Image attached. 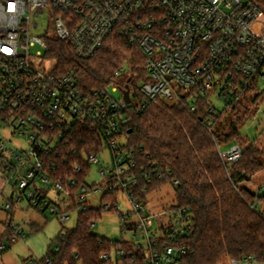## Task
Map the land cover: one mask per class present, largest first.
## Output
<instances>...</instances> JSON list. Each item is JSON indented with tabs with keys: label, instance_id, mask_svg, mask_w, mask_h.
Returning a JSON list of instances; mask_svg holds the SVG:
<instances>
[{
	"label": "built area",
	"instance_id": "built-area-1",
	"mask_svg": "<svg viewBox=\"0 0 264 264\" xmlns=\"http://www.w3.org/2000/svg\"><path fill=\"white\" fill-rule=\"evenodd\" d=\"M42 15H47L51 30L38 36L33 30ZM113 36L137 48L145 60L147 80L139 87L144 102L138 106L133 77L118 81L128 65L115 71L111 84L85 93L74 70L48 72L42 67L52 62L48 56L31 54L37 45L47 51L48 40L56 38L70 42L80 58L89 59ZM248 88H254L253 93L264 88V0H0V176L19 190L3 209L8 213L13 203L26 199L30 208L49 210L65 223L70 212L93 207L89 197L100 194V206L118 212L123 230L133 236L122 241L124 247L102 253L101 261L181 264L187 254L182 241L194 231L192 212L175 203L159 213L149 212L147 186L153 175H145L147 186L138 194L135 153L119 141L131 121L129 112H141L158 99L184 103L196 112L199 102L207 100L205 124L212 132L214 117ZM126 91L131 103L125 100ZM85 126L99 134L105 147L100 155L85 156L92 169L82 183L81 165L72 164L71 174L68 169L60 173L51 158L62 160L61 147L69 135ZM18 138L25 146L13 143ZM228 146L222 150L217 145L226 167L243 155L241 145ZM157 178L164 180L162 174ZM75 187L81 208L70 210ZM52 189L68 202L66 209L48 198ZM254 193L257 199L250 208L257 211L264 202V184ZM121 200L127 201L128 211L120 210ZM28 231L27 224L14 221L10 242L24 239ZM5 249L1 244L0 250ZM248 263L264 264L254 257L232 260Z\"/></svg>",
	"mask_w": 264,
	"mask_h": 264
},
{
	"label": "trees",
	"instance_id": "trees-1",
	"mask_svg": "<svg viewBox=\"0 0 264 264\" xmlns=\"http://www.w3.org/2000/svg\"><path fill=\"white\" fill-rule=\"evenodd\" d=\"M47 56L55 63L57 74L74 70L79 77V86L85 93L111 84L115 71L129 60V64H133L131 86L137 98L135 105L144 102L138 84L147 80L145 60L137 48L121 37L109 38L102 49L89 59L80 58L70 42L52 38L48 40ZM253 91L254 88L246 89L239 100L219 111L214 117L216 124L212 132L205 124L207 100L199 102L196 112L184 103L169 105L162 99L150 103L141 112H129L131 121L123 132L126 142L124 149L135 153L137 167L133 172L140 177L138 194L147 186L145 175H153V183L147 186L148 192L170 185L175 190V204L189 207L192 212L194 231L182 241L187 254L181 264H220L225 258L241 261L248 257L264 263V215L250 208L257 197L244 186L247 178L251 180L264 170V150L236 127L243 122L237 114L242 99L249 102ZM260 99V95H257L251 102L257 105ZM229 112L237 116L234 121L229 120L231 130L223 132L216 126ZM67 139L61 147V156L67 158L68 162L63 164V158L51 159L57 163L56 169L60 173L68 169V174H71L72 164L81 165L83 171L79 178L83 183L92 169L85 156L100 155L105 144L99 134L87 126L77 128ZM234 143L241 145L243 155L237 163L226 167L217 145ZM158 174H162L164 180H158ZM174 181L178 182L177 186H173ZM76 189L72 188L70 210L81 208L76 203ZM260 199L264 201V196ZM9 200L12 198L9 197ZM105 200L106 197L102 199ZM16 207L17 204L13 203L7 213L5 232L0 238V245L5 243L6 249L0 252L13 245L10 237ZM37 211L46 216L47 210L37 208ZM108 213L103 205L80 211L75 229L62 227L57 242L60 250L49 247L39 264H50V261L51 264H105L100 259L102 253L114 247H124L122 241H109L93 232L92 224ZM31 232H38V229L32 227ZM76 255L78 258H75Z\"/></svg>",
	"mask_w": 264,
	"mask_h": 264
},
{
	"label": "rangeland",
	"instance_id": "rangeland-1",
	"mask_svg": "<svg viewBox=\"0 0 264 264\" xmlns=\"http://www.w3.org/2000/svg\"><path fill=\"white\" fill-rule=\"evenodd\" d=\"M39 27L33 30V34L42 36L47 31L51 30L49 27V21L47 15H42L38 20ZM41 54L42 58H45L47 55V51L45 48L37 45L31 48L32 56H36L37 53ZM128 65L130 69L127 70L122 76L118 78V81L121 83H126L128 81L129 75L134 77V73L132 71L133 64H129V60L124 63ZM123 64V65H124ZM46 69V71L50 72L55 69V63L46 61L44 65H42ZM141 82L138 84V88L140 87ZM117 97L121 96V92L115 93ZM260 95L261 99L257 105L252 104L251 99L255 96ZM252 97V98H251ZM249 102H246L242 99V105L239 106L238 115L242 118V124L236 125L238 131L245 136L249 137V140L254 143L261 150H264V88H261L259 91L254 92L251 96ZM244 98V97H243ZM169 105H173L176 102L171 100H165ZM218 107L221 108V104H218ZM236 116H232L229 112L223 116L220 123L217 124V128L223 129V132H229L231 130V126L229 125V120L234 121ZM22 138L14 139L13 143L20 146H25V141ZM121 144H125V139L122 138L119 140ZM229 148L228 145L221 144L222 150H227ZM264 184V170L258 174H255L251 180L246 181L244 186L251 191H257L259 187ZM15 192L19 193V190L13 186V183H6L0 176V227L3 228V222L5 218L2 217V213H5L7 216L6 210L3 209V205L9 202V197L11 194ZM51 199H55L63 209H66L68 206V202L62 197H59L54 189L50 190L48 193ZM101 195L96 194L89 197V201L93 207H98L101 204ZM176 203L175 190L172 186L167 185L163 186L160 190L150 193L147 196V207L150 213L156 214L159 213L162 209ZM28 202L25 199L24 201L19 203L20 207L26 208L28 207ZM129 205L126 200H121L120 202V210L122 212L128 211ZM29 211L37 213V211L33 208L29 207ZM257 211L260 213H264V202H261L257 206ZM46 218H42V222L40 225L44 226L43 231L38 232H28L27 236L16 242L12 245L11 249L22 250L19 256L29 259L27 262H22L23 264H32L34 261H39L43 259L48 251L49 247H56L58 242V235L61 232L62 227H65L69 230H73L76 227L78 221V212L72 211L70 212V218L65 223H62L59 217L52 215L50 211H46ZM18 223V222H17ZM94 234L106 238L109 241H131L133 240L132 232L124 231L121 221L120 214L118 212L108 213L103 216L101 220H99L95 227L93 228ZM10 249V250H11ZM220 264H232V260L229 258H225L220 262ZM254 264V263H248Z\"/></svg>",
	"mask_w": 264,
	"mask_h": 264
},
{
	"label": "crops",
	"instance_id": "crops-1",
	"mask_svg": "<svg viewBox=\"0 0 264 264\" xmlns=\"http://www.w3.org/2000/svg\"><path fill=\"white\" fill-rule=\"evenodd\" d=\"M2 217L5 218V221L2 223L3 228L0 227V238H2L4 235L5 223L7 220V216L5 213H2ZM42 218L47 219L46 216H44L39 211H37V213L29 211V205H28V207L23 208V207H20L18 204L17 207L15 208V211H14V221L18 222V223L27 224L28 229H29L28 232H31L32 227H36V229H38V231H43L46 223L44 224V226L40 225L42 222ZM11 247L8 250H6L5 252H0V264H23L25 261H21L19 258V257H21V256H19V254L22 250H19L17 248H16V250H13V249H11Z\"/></svg>",
	"mask_w": 264,
	"mask_h": 264
},
{
	"label": "water",
	"instance_id": "water-1",
	"mask_svg": "<svg viewBox=\"0 0 264 264\" xmlns=\"http://www.w3.org/2000/svg\"><path fill=\"white\" fill-rule=\"evenodd\" d=\"M125 100H126L127 103H131V97H130L129 91L125 92ZM249 180H250L249 178L246 179V181H249ZM19 258H20L21 261H25L26 260V258H24V257H19Z\"/></svg>",
	"mask_w": 264,
	"mask_h": 264
}]
</instances>
